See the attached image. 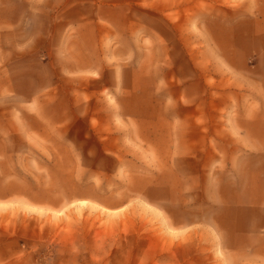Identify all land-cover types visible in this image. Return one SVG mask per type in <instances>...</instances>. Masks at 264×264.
<instances>
[{
	"label": "rangeland",
	"instance_id": "rangeland-1",
	"mask_svg": "<svg viewBox=\"0 0 264 264\" xmlns=\"http://www.w3.org/2000/svg\"><path fill=\"white\" fill-rule=\"evenodd\" d=\"M239 1L124 0L99 75L39 87L32 57L0 66V264H264L256 185L240 200L179 119L264 76V6Z\"/></svg>",
	"mask_w": 264,
	"mask_h": 264
},
{
	"label": "crops",
	"instance_id": "crops-1",
	"mask_svg": "<svg viewBox=\"0 0 264 264\" xmlns=\"http://www.w3.org/2000/svg\"><path fill=\"white\" fill-rule=\"evenodd\" d=\"M123 1L0 0V66L8 81L15 68L14 59L21 57H32L25 71L39 79V87L58 81L61 72H108L100 64V24L109 23V13L123 8ZM258 2L257 6H264L262 0ZM237 6L240 7L239 0ZM236 22L239 24L240 20ZM69 27L73 29L71 33ZM231 38L240 39V30L234 31ZM69 47L80 58L89 57V62L83 60L69 67ZM251 66L252 80L240 85V97L233 109L228 102L220 103L213 111L212 101L206 98L199 111H190L179 119L190 136L193 131L199 133L195 143L211 154L214 166L221 163L227 182L240 191V200L249 182L256 185L251 189L258 192L259 202L264 200L259 188L264 179V76L256 74L262 66ZM247 68L240 64V74ZM5 87L9 88V83ZM189 142L192 144L193 140Z\"/></svg>",
	"mask_w": 264,
	"mask_h": 264
}]
</instances>
